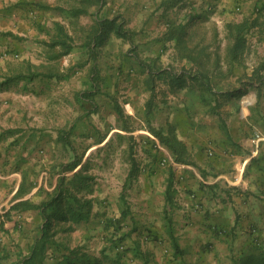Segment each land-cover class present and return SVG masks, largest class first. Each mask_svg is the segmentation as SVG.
Wrapping results in <instances>:
<instances>
[{"label":"crops","instance_id":"1","mask_svg":"<svg viewBox=\"0 0 264 264\" xmlns=\"http://www.w3.org/2000/svg\"><path fill=\"white\" fill-rule=\"evenodd\" d=\"M215 3L222 19L239 4ZM213 4L0 0V226H45L46 209L58 240L97 264H264V79L175 70L198 67L190 28ZM99 58L121 69L141 59V91L121 102L129 129L113 126L114 70ZM52 60L61 68L43 70ZM115 131L139 135L141 156ZM112 235H124L121 249Z\"/></svg>","mask_w":264,"mask_h":264},{"label":"rangeland","instance_id":"2","mask_svg":"<svg viewBox=\"0 0 264 264\" xmlns=\"http://www.w3.org/2000/svg\"><path fill=\"white\" fill-rule=\"evenodd\" d=\"M131 0H128L130 2ZM206 1V0H205ZM207 1H214L213 8L211 9V12L209 13V16L202 17L199 22H196V24H193L190 28L192 34H193V41L194 44L200 42L198 45L200 49L207 47L205 52H207L208 48L210 47L208 51L210 52L209 56V63L207 68L210 70H216V57L220 58V67L218 70H230V67L227 65V61L225 59L226 52H227V39L225 38L226 28L225 23L228 21H236L239 22L243 20L247 16H260V20L264 21V8L261 11V13L254 14V5L258 4L264 6V0H237V3L240 5V9H237L238 4H236L234 7L233 13L225 15V17L222 19V15L220 14L217 4L215 3L219 0H207ZM228 1V0H227ZM253 13V14H252ZM252 14V15H251ZM253 18V17H252ZM255 18V17H254ZM219 20V21H218ZM218 21V22H217ZM136 20H129L128 26L126 27L127 30L132 31V29H139L136 25H134ZM202 22L200 25L198 23ZM135 26V27H131ZM260 29V28H259ZM256 28L250 30V32L247 34V47L245 49V52L242 57V62L240 64H237L236 70H239V75L242 76L243 79L246 80V77L249 76L250 70H255V68H260V64L264 61V42L260 41L258 38L257 30ZM219 34L218 37H216V34ZM152 35L156 34L155 29L152 30ZM139 35V34H138ZM138 40V38H137ZM116 41V40H115ZM219 54H218V53ZM218 54L219 56H216ZM166 57L164 61H160V64L166 65L168 62L172 63L171 60L167 59ZM141 59H129L126 60L128 67L127 69H121L119 65L123 64L122 59H112L106 61L104 58L98 59V70H105V67L107 63L109 65L107 66L106 70H114L113 72V78H114V87L113 89V96L116 101L122 105V101L124 100L122 97L128 95L130 93L135 95L133 93V88L135 89V92H137L136 97H138V90L141 91V71L144 70L139 67ZM52 64L46 65L43 67V70H57L58 68H61L58 61H53ZM177 64V69L175 70H198V67H189V65L186 64L185 61H175ZM188 64L190 62H187ZM54 64V65H53ZM169 64V63H168ZM112 65V67H111ZM125 65V64H123ZM187 68V69H186ZM117 70H136L134 72H124L122 73L120 71L117 72ZM264 70V69H261ZM102 75V72L99 71ZM121 77V82L118 83L120 79L117 78V76ZM264 74V71H263ZM103 76V75H102ZM123 82V83H122ZM234 89H238L237 87H233ZM231 88V90L233 89ZM227 90H229V87H226ZM246 93H248L249 89H246ZM124 102V101H123ZM113 113L115 114L114 119V127H122L126 126V123L123 122L125 120L119 119L118 115L116 114L115 110H113ZM100 121V120H99ZM104 121V119L102 120ZM129 121V120H128ZM137 122L135 123V126H137ZM130 125V124H129ZM133 126V125H131ZM105 136L99 138V141H103ZM113 142L117 143H124L126 145L130 144V146H137V148L130 149L131 155L135 158L134 155L139 153L141 156V138L139 135H122L118 132H114V140ZM23 225V224H22ZM39 228L34 226H0V264H17L24 255L28 254L30 250L31 244L34 242V239L36 235L39 233Z\"/></svg>","mask_w":264,"mask_h":264},{"label":"trees","instance_id":"3","mask_svg":"<svg viewBox=\"0 0 264 264\" xmlns=\"http://www.w3.org/2000/svg\"><path fill=\"white\" fill-rule=\"evenodd\" d=\"M238 7L240 8L239 4ZM263 8H264L263 5L261 4L259 5V3L255 4L254 14L261 13ZM259 18L260 16H258L257 14L256 16H247L239 22L228 21L226 23L225 38L227 39V52L225 59L227 61L228 67H230V70H236L238 66L237 64H240L242 62V57L247 47V34L250 32V30L256 27L257 29L260 28L259 30H257V34L259 33L258 38L260 41L264 42V21H261ZM118 33L121 34L120 30L118 31ZM185 34H186L185 32H181V34L178 35V39H177L178 46L180 48L189 50L190 49V47L188 46L189 42L188 39L184 36ZM218 36L219 34L217 33L216 37ZM206 48L207 47L200 49L199 46L196 45L194 49L186 52V54L189 57V60L198 66L199 68L198 70H210L209 68H207L209 63L210 52H208V50L207 52H205ZM218 54H216V56H219ZM219 59L220 58L216 57V65L214 68L216 70H218L220 67ZM261 69H264V61L262 62V64H260V68H255L256 70L255 76L258 78L259 81H262L264 79V74H263L264 70ZM246 79H249V76H247ZM209 91L212 92V87H209ZM114 110L118 115L119 119L122 120L125 117V113L122 106L115 99H114ZM125 128L129 129L127 126ZM151 131L153 134H156L157 137H161V139H163V136H161L160 133L156 131L154 128H152ZM73 168H75V164L72 166L63 167V171L68 169L71 170ZM81 176H83L82 172H81ZM81 176L80 173L76 174V177H80V179L83 181V178ZM66 180L67 177H62L59 180L58 185L60 186L57 187L55 193H57L58 191H60L59 193H61V191H63L61 186L66 184ZM71 181L72 180H70L69 183H71ZM22 190L23 188L21 187L19 192L22 193ZM57 199L58 198L56 197L54 200L53 197L49 200V202L44 203V205L46 206L47 204L50 205L51 202L53 201L54 203H56ZM73 199L74 197L72 198V201ZM74 202L75 204L78 203L76 199H74ZM27 204L28 202L21 201L18 204H16V207L27 206ZM54 216H56V213L48 214L45 209L43 214L44 219H46L45 226L38 227L39 233L36 235L34 242L31 244L28 254L24 255L23 258L17 264H97L91 262V259L88 256L89 255L88 252L80 251V249L78 250V249L70 248L66 246L63 242H60L58 240L59 231L56 229L57 228L56 226H53ZM106 225H110V226L113 225L116 233H119V231L123 227L121 225V220H117L115 218L111 219L110 222H108ZM110 226H106V228ZM123 236L116 237L115 235H112L107 239L114 244L115 248L121 249V246L124 244V239H125V237ZM117 251L120 252L119 256L123 253L122 250H117ZM79 254L82 255L81 258Z\"/></svg>","mask_w":264,"mask_h":264},{"label":"built area","instance_id":"4","mask_svg":"<svg viewBox=\"0 0 264 264\" xmlns=\"http://www.w3.org/2000/svg\"><path fill=\"white\" fill-rule=\"evenodd\" d=\"M165 162V160H163V163ZM241 180H242V177L241 176H239V177H236L235 178V181L238 183H240L241 182Z\"/></svg>","mask_w":264,"mask_h":264}]
</instances>
